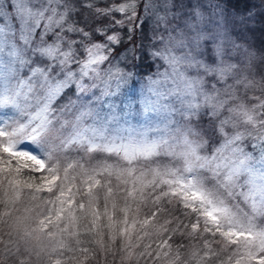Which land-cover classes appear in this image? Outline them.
I'll list each match as a JSON object with an SVG mask.
<instances>
[{"label": "snow or ice", "instance_id": "6c2138e0", "mask_svg": "<svg viewBox=\"0 0 264 264\" xmlns=\"http://www.w3.org/2000/svg\"><path fill=\"white\" fill-rule=\"evenodd\" d=\"M255 8L0 0V264H264Z\"/></svg>", "mask_w": 264, "mask_h": 264}, {"label": "trees", "instance_id": "16d2710c", "mask_svg": "<svg viewBox=\"0 0 264 264\" xmlns=\"http://www.w3.org/2000/svg\"><path fill=\"white\" fill-rule=\"evenodd\" d=\"M251 2L256 5L255 11L257 13L264 12V6H262L264 5V0H251ZM150 35L151 26L148 24L142 30L137 31L134 39L139 44H148ZM243 42L256 49L258 53L264 51V17H260L258 22L254 24L252 30L246 32L245 40ZM148 64L149 61L147 59L142 62L141 67L137 69L139 72L138 76H141L150 70Z\"/></svg>", "mask_w": 264, "mask_h": 264}, {"label": "rangeland", "instance_id": "374dc122", "mask_svg": "<svg viewBox=\"0 0 264 264\" xmlns=\"http://www.w3.org/2000/svg\"><path fill=\"white\" fill-rule=\"evenodd\" d=\"M185 2H187V0H185ZM149 26H151L150 24H149ZM153 71H154V69H152ZM150 71V70H149ZM148 71V72H149ZM147 72V73H148ZM147 73H145V74H143V75H141V76H138V77H136V79L137 80H140V81H142V77L144 76V75H146ZM139 90H140V84L138 83L137 85H136V88H135V91L137 92V93H139ZM246 210V209H245ZM84 237H82V239H83Z\"/></svg>", "mask_w": 264, "mask_h": 264}]
</instances>
